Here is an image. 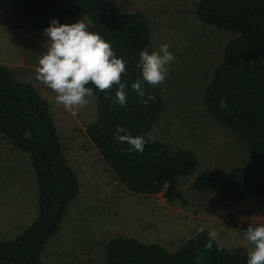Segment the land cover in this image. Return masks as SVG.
<instances>
[{
    "label": "trees",
    "instance_id": "trees-1",
    "mask_svg": "<svg viewBox=\"0 0 264 264\" xmlns=\"http://www.w3.org/2000/svg\"><path fill=\"white\" fill-rule=\"evenodd\" d=\"M17 23L43 32L51 20L60 24L75 14L90 19L94 32L109 42L126 62L127 102L121 106L115 93L96 92V117L85 134L118 181L128 191L155 195L164 191L167 201L180 197L177 182L197 168L198 160L187 149L170 150L149 140L143 153L129 151L120 142L118 126L132 136L147 139L151 125L163 108L159 87L144 82L145 96L131 84L142 79L140 51L151 53V25L141 11L120 13L106 0H6ZM195 17L204 25L235 34L222 48L203 93L209 115L235 133L247 149V161L228 171L219 192L224 197H256L264 200V0H196ZM93 87L94 85H88ZM149 96L147 104L142 100ZM56 119L49 103L30 82L17 80L0 65V136L13 148L25 151L33 167L37 188L34 220L11 240L0 239V264H42L40 256L58 230L69 203L78 195L74 165L64 155ZM213 182L203 173L194 189L206 191ZM209 233L192 231L185 243L169 252L157 243L114 237L105 243L98 264H247L248 253L232 252L211 241Z\"/></svg>",
    "mask_w": 264,
    "mask_h": 264
},
{
    "label": "rangeland",
    "instance_id": "rangeland-1",
    "mask_svg": "<svg viewBox=\"0 0 264 264\" xmlns=\"http://www.w3.org/2000/svg\"><path fill=\"white\" fill-rule=\"evenodd\" d=\"M106 1L120 13L141 11L147 15L151 52L169 46L175 60L158 85L163 108L149 133L170 150H190L198 165L178 180L180 197L170 202L164 191L137 194L114 180L85 134V126L96 117V94L86 97L87 104L76 114L58 103L57 94L36 79L47 37L17 23L8 2L0 0V65L8 67L17 80L34 85L49 103L64 155L74 165L79 181L78 195L42 250V264H98L104 258L105 243L114 237L157 243L175 252L190 232L201 228L207 233L216 231L215 241L229 251L249 252L253 246L245 231L250 224L264 223V200L220 194L229 169L246 163L247 149L235 133L209 115L203 103L204 89L222 48L235 34L199 22L196 0ZM82 19L94 32L93 23L81 14L71 16L65 24ZM203 173H210L213 182L201 192L194 189L193 182ZM36 193L28 154L0 136V239H12L24 230L21 217L28 209L19 211L17 207L22 200L32 205ZM36 214L37 209L33 218Z\"/></svg>",
    "mask_w": 264,
    "mask_h": 264
},
{
    "label": "clouds",
    "instance_id": "clouds-1",
    "mask_svg": "<svg viewBox=\"0 0 264 264\" xmlns=\"http://www.w3.org/2000/svg\"><path fill=\"white\" fill-rule=\"evenodd\" d=\"M43 35L48 39V47L39 59L36 79L57 94V102L66 110L76 114L87 104L86 97H91L96 92H107L113 86H118L115 93L117 102L121 106L126 104L127 85L122 82V77L127 74L126 62L117 57L109 42L90 31L83 19L70 25L60 24L57 19H53L43 30ZM174 60L167 44L151 53L147 48L140 51L136 67L140 69L142 79L137 78L131 84L133 91L144 97V82L152 87L162 84L169 71L168 65ZM88 85H94L95 89ZM148 99L153 97L149 96L142 103L146 105ZM118 132L124 133L118 136L119 141L131 145L129 151L143 153L148 141L155 140L150 133L147 139L143 135L134 137L119 126ZM217 235L214 230L209 232V248ZM245 238L253 246L248 253L247 264H264V223L250 224L245 231Z\"/></svg>",
    "mask_w": 264,
    "mask_h": 264
},
{
    "label": "crops",
    "instance_id": "crops-1",
    "mask_svg": "<svg viewBox=\"0 0 264 264\" xmlns=\"http://www.w3.org/2000/svg\"><path fill=\"white\" fill-rule=\"evenodd\" d=\"M97 150V149H96ZM99 153V152H98ZM100 155V154H99ZM36 196H37V193H36ZM35 201H37V199H35ZM35 201L34 203H32V205H28V203H26L24 200H22V206H18L17 209L20 211V210H23V209H28L27 212H24L23 211V216L21 217V222L23 224H25V228L34 220L33 216L35 214V211H36V207L35 206ZM24 219H26L25 221H23ZM33 219V220H32ZM30 221V222H28ZM27 223V224H26ZM24 228V229H25ZM16 237V236H15ZM13 239V238H12ZM5 240H11V239H5Z\"/></svg>",
    "mask_w": 264,
    "mask_h": 264
}]
</instances>
